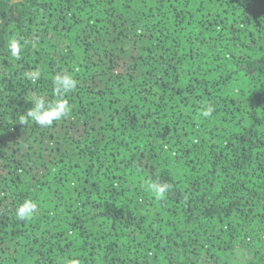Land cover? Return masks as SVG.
Masks as SVG:
<instances>
[{
	"label": "trees",
	"instance_id": "trees-1",
	"mask_svg": "<svg viewBox=\"0 0 264 264\" xmlns=\"http://www.w3.org/2000/svg\"><path fill=\"white\" fill-rule=\"evenodd\" d=\"M0 264H264V0H0Z\"/></svg>",
	"mask_w": 264,
	"mask_h": 264
},
{
	"label": "clouds",
	"instance_id": "clouds-1",
	"mask_svg": "<svg viewBox=\"0 0 264 264\" xmlns=\"http://www.w3.org/2000/svg\"><path fill=\"white\" fill-rule=\"evenodd\" d=\"M23 44L13 39L9 43V51L13 57L19 58L23 50ZM27 78L36 81L40 77L39 71L28 72ZM54 91L59 99L54 102H47L44 97L34 98L33 107L27 111V117L34 121L41 127H51L54 122L60 121L62 118L68 116L71 112V106L67 99L64 97L77 88L76 79L69 73H57L54 77ZM214 108L208 106L201 115L205 118L213 114ZM21 123H26L27 120L24 116L20 117ZM147 190L154 193L156 198H163L168 191L169 185L160 182H149L146 186ZM38 210L37 203L31 200H25L20 204L16 210V216L21 220H28L32 218Z\"/></svg>",
	"mask_w": 264,
	"mask_h": 264
}]
</instances>
